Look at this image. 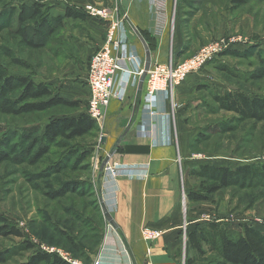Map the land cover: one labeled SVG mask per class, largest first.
Here are the masks:
<instances>
[{
  "label": "rangeland",
  "instance_id": "374dc122",
  "mask_svg": "<svg viewBox=\"0 0 264 264\" xmlns=\"http://www.w3.org/2000/svg\"><path fill=\"white\" fill-rule=\"evenodd\" d=\"M69 1L107 8L115 11L117 18L120 17L116 0H112L111 5L109 0ZM69 1L8 0L0 3V65L7 70L22 71L34 79L39 75H57V84L54 82L52 86L64 98L70 97V93H66L68 89H65L64 82H70L71 78L83 82L79 79V74L73 76L78 70L77 64L82 62V53L79 52L82 44H78L73 34H67L68 20L64 21L62 18V25L52 33L50 40L45 39L44 27L38 34L29 33V38L43 41L39 48L26 46L15 31L20 21L19 9L23 4L42 3L48 7L50 17L57 14L62 16L67 8L77 9L83 18L88 16L82 12L83 6L75 9L70 7ZM172 11L171 31H174L177 23L184 44L179 57H174L175 64L191 59L224 37L235 36L242 39L236 49L239 53H220L211 63L188 74L187 76H196L186 84L188 88L184 94L173 96L174 106L178 105L180 110L177 118L191 130L200 132L199 138L191 141L190 153L196 155L201 162L231 167L264 163V121L241 120L232 112L219 110L210 97L215 91L221 94L225 90H241L250 96H264V75L260 79L253 78L264 71V0H245L240 6H236L231 0H173ZM130 28L132 29L131 26ZM124 31L126 32V27ZM128 33L136 43H140L133 30L129 29ZM142 36L144 37L143 34ZM104 39L105 35L101 39V45ZM144 39L150 50H154L152 41ZM7 50L17 59H23L24 69L14 64L7 66L10 61L5 56ZM81 64L83 71L85 63ZM75 100L78 101V106L74 108L55 106L42 112L16 115L0 112V150L6 149L8 153V158L0 161V215L23 233L22 238L0 236V250H12L23 239L33 243L32 249L18 251L20 254L10 256L5 264H24L37 251L54 253L62 259L67 255L81 264H100L102 259L99 254L103 246L107 243H110V247L114 245L110 239L105 240L106 220L102 203L98 201L99 179L103 160L116 141L115 137L125 134V130L130 127L125 126L127 115H114V105L109 103L103 122H95L93 130L71 140L57 139L53 145L47 146L45 154L33 162L23 152L25 143L20 142L23 131L42 128L53 116L85 112L87 98ZM168 103L172 112V103ZM175 113L171 118L176 124ZM175 129L177 143L176 125ZM37 147L30 152L32 156ZM188 178L189 190L197 189L198 181L190 176ZM67 187L74 190L66 192ZM179 189L183 221L177 235L178 264H188V259H193L191 264H215L214 257L210 254L200 256L186 246V231L196 225L215 221L222 226L238 228L239 224L247 223L264 232L263 185L255 183L244 188L231 186L219 190L207 201L193 203L187 200V190L182 179L179 181ZM60 191L65 194L50 197ZM59 229L77 242L78 251L70 246ZM139 236L135 240L139 242V249L136 251L142 262V243L146 244L156 238L144 239L142 229ZM114 253L124 257L121 249L116 248ZM129 256L132 260L130 253Z\"/></svg>",
  "mask_w": 264,
  "mask_h": 264
},
{
  "label": "crops",
  "instance_id": "0c3cea01",
  "mask_svg": "<svg viewBox=\"0 0 264 264\" xmlns=\"http://www.w3.org/2000/svg\"><path fill=\"white\" fill-rule=\"evenodd\" d=\"M172 1L116 0L115 2L118 14L125 21L127 42L134 47L142 63L144 57L142 45L136 43L134 37L128 33L129 29L134 31L133 27L155 45V49L150 50L151 64L164 63L169 55L179 57L180 51L184 47L177 23L174 26V31H171ZM108 2L109 5L112 4V0ZM69 4H71L70 7L76 9L80 6L84 7L86 2L82 4L77 1H69ZM75 11L79 12L77 9ZM65 20H68L67 34H73L78 44H82L79 51L82 53L80 59L82 62L77 64L78 70L73 76L79 74V79H82L83 82L80 83L78 80L71 78L70 82H64L66 85H60H64L65 89H68L66 93H70V97L66 98L67 100L86 97L88 101L87 61L97 47L101 45L100 43L103 41L101 39L106 32V24L101 20L89 18L88 16L86 18L82 16L65 17ZM83 62L85 64L82 71L81 63ZM194 75L187 76L175 88V96L184 94L188 88L186 84L192 82L189 80L195 78L196 75ZM56 76L39 75L33 79L36 82H47L52 85V83H56ZM138 77L136 76L134 84L130 83L128 85L125 101L112 99L110 102L114 105L112 109L114 108V111H116L114 115L118 113L127 115L125 126L130 125L111 155L110 160L143 167L145 168V174L141 177L119 175L114 180L104 176L103 173L101 174L98 192L99 201L108 209L116 227L114 228L106 221L105 240L110 239L114 242V245L110 247V243H107L103 246L99 254L100 259H102L100 264H178L179 240L177 235L183 221L179 181L182 179L183 186L188 191L190 189L188 186L190 170L196 169L200 164L207 162L199 161L196 155L190 153V141L196 134V130H191L187 124L181 123L177 118L180 111L178 105L174 109L177 118L175 125L178 129L177 143L164 145L161 142L162 122L160 116L171 113L169 103L161 98L158 115L151 116L146 113L141 108V98L144 90L137 91ZM120 79H123L121 69L116 72V86L121 81ZM129 81H131V77ZM169 122L166 119V123ZM139 123H154L156 134L152 132V135L155 139L138 135L136 127ZM118 137L117 135L114 141H117ZM116 141L112 143L110 148ZM143 227L159 229L162 234L146 244L143 242L145 245L142 243L140 250L144 251V256L141 262L136 251L137 248L139 249V242H135V240L140 237L139 234ZM116 248L122 250L124 257L121 258L114 253ZM129 253L134 261L131 260Z\"/></svg>",
  "mask_w": 264,
  "mask_h": 264
},
{
  "label": "trees",
  "instance_id": "16d2710c",
  "mask_svg": "<svg viewBox=\"0 0 264 264\" xmlns=\"http://www.w3.org/2000/svg\"><path fill=\"white\" fill-rule=\"evenodd\" d=\"M6 1L8 0H0V3ZM231 2L236 6H240L245 0H231ZM47 8L39 2L20 6V21L15 32L26 46L39 48L43 44V41L29 38V33L38 34L41 28L44 27L46 29L45 39L50 40L52 33L62 25V18L82 16L81 13L67 8L62 16L57 14L58 16L50 17ZM238 48L225 50L223 53L237 54L239 53L236 50ZM5 56L10 59L7 63L8 67L14 64L17 67L25 68L23 59L14 57L10 50H7ZM212 61L213 59L210 63ZM263 75L264 71H261L253 78L260 79ZM210 97L219 110L232 112L241 120L264 121V96H250L241 90H225L221 94L215 91L211 93ZM55 106L74 108L78 106V101L67 100L60 96L50 83L36 82L32 76L22 73V71L7 70V68L0 65L1 113L16 115L42 112ZM95 127V121L90 118L86 111L79 112L78 115H57L48 119L42 128L23 131L20 135V142L25 143L23 152L28 155V160L33 162L45 154L48 150L46 149L47 146L53 145L57 139L71 140L82 137ZM199 135L200 132H197L192 139H198ZM38 145L39 147H37ZM35 147L37 149L32 156L30 152ZM7 158L6 149L0 150V161ZM189 176L198 181V187L195 190L186 191L187 200L192 203L204 202L219 190L231 186L244 188L255 183L264 186V163L260 165L238 164L234 167L203 163L196 169H191ZM70 190H74V188L67 187L65 189L66 192ZM64 194L65 192L60 191L51 194L50 197H61ZM59 232L73 249L79 250L77 242L71 236L61 229H59ZM0 236L4 238H22L23 233L17 226L10 224L4 216L0 215ZM186 246L193 249L200 256L206 253L210 254L214 257L215 264H264V232L247 223L239 224L238 228L222 226L215 221L196 225L193 229L186 231ZM32 248L33 243L23 239L19 246L12 250H0V264H5L10 256L19 255L18 251H27ZM192 260L188 259V264H191ZM24 264L70 263L57 254L37 251L32 253Z\"/></svg>",
  "mask_w": 264,
  "mask_h": 264
},
{
  "label": "built area",
  "instance_id": "2783aa9c",
  "mask_svg": "<svg viewBox=\"0 0 264 264\" xmlns=\"http://www.w3.org/2000/svg\"><path fill=\"white\" fill-rule=\"evenodd\" d=\"M83 10L88 16L106 24L104 42L91 55L86 75V85L89 89L86 113L100 124L103 122L111 100L123 101L126 98L127 87L130 83H135L136 76H139L142 71L143 63L137 56L134 47L127 42L123 17L117 18L115 11L91 4L84 5ZM241 42V37H224L220 42L211 44L206 50H202L187 61L175 64L174 56L169 55L166 62L150 65L143 82L144 93L141 98V108L149 115L156 116L160 99L171 101L172 112L160 116L162 122L160 137L164 145L176 141L175 121L172 122L171 118V115L174 116L175 109L173 102L175 88L188 74L201 69L219 53L237 48ZM119 69L123 73V79H120L121 81L116 86V72ZM130 77L131 81H129ZM166 119L170 121L168 124ZM136 128L138 135L155 139L152 135L156 129L154 123H139ZM101 169L104 176L113 180L119 175L141 177L145 174L143 167L114 162L110 159L103 164ZM161 234L162 231L159 229L142 228L144 239L157 238ZM63 259L70 264H81L67 255L63 256Z\"/></svg>",
  "mask_w": 264,
  "mask_h": 264
},
{
  "label": "water",
  "instance_id": "95a60500",
  "mask_svg": "<svg viewBox=\"0 0 264 264\" xmlns=\"http://www.w3.org/2000/svg\"><path fill=\"white\" fill-rule=\"evenodd\" d=\"M134 32L137 34V37L143 47V51H144V60H143V68L142 71L138 77V82H137V91L141 92L143 89V82L146 76V72L148 71L150 65H151V51L150 48L146 42V40L144 39V37L142 36V34H140V32L134 28ZM128 129L125 130V132H127ZM123 135H120L116 141V143L112 146V148L109 150V153L107 154V156L104 158L103 164L108 160V158L110 157V155L114 152V150L116 149L117 145L120 143L121 139L123 138ZM104 141V139H102ZM101 166V168H102ZM102 211L104 213V218L105 220L112 225L114 228L116 227V224L114 223L110 213L108 212V209L106 208V206L102 203Z\"/></svg>",
  "mask_w": 264,
  "mask_h": 264
}]
</instances>
